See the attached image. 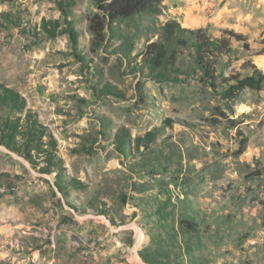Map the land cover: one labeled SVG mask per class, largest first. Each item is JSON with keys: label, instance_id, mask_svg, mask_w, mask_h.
<instances>
[{"label": "rangeland", "instance_id": "374dc122", "mask_svg": "<svg viewBox=\"0 0 264 264\" xmlns=\"http://www.w3.org/2000/svg\"><path fill=\"white\" fill-rule=\"evenodd\" d=\"M96 1L0 0V264H264V92L227 105L165 30L242 34L219 80L264 72V0H164L100 36Z\"/></svg>", "mask_w": 264, "mask_h": 264}, {"label": "trees", "instance_id": "16d2710c", "mask_svg": "<svg viewBox=\"0 0 264 264\" xmlns=\"http://www.w3.org/2000/svg\"><path fill=\"white\" fill-rule=\"evenodd\" d=\"M164 0H97L96 9L97 14L91 19L90 27L94 34L102 35L108 26H111L119 21L128 20L134 16L144 13L146 11H154L159 13L161 5ZM165 30L170 36L174 34L189 35L190 40L193 42L194 48L197 52V64L202 74V82L207 84L213 91L217 92L222 87V91L219 96L223 102L227 105L232 104L239 99L240 95L246 89L264 92V72L253 63H246L243 65V69H249L250 74L242 76L241 74L229 75L219 80L220 72L215 69V65L218 61L227 56L229 57L232 53V40H237L244 44V48L250 51V45L245 36L231 31H224L219 40L208 37L202 30L189 31L182 29L176 22H168L165 25ZM73 32L74 38H77ZM264 45V43H263ZM163 48H161L162 51ZM160 52V50H159ZM264 54V50L259 53ZM157 56H161L157 53ZM5 100L14 104H20V97L9 92L6 95ZM11 125V124H10ZM8 124V126H10ZM14 127L11 126L10 131ZM40 126H34L29 129V132L35 133L34 138L40 136ZM241 135V132L239 133ZM31 136L30 134L27 135ZM40 138V137H39ZM34 139L35 144L27 151L28 156L31 157L32 153L39 154L42 151L43 144L40 139ZM4 141L6 144L15 146L14 141L10 137H5ZM247 147V141L241 145L238 156H241L245 148ZM60 189L65 197L69 196V191L63 188V184L59 183Z\"/></svg>", "mask_w": 264, "mask_h": 264}]
</instances>
